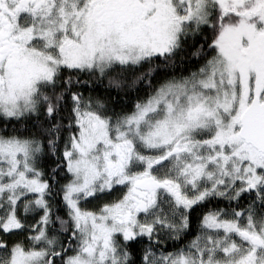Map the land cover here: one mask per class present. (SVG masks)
<instances>
[{
	"label": "snow or ice",
	"instance_id": "6c2138e0",
	"mask_svg": "<svg viewBox=\"0 0 264 264\" xmlns=\"http://www.w3.org/2000/svg\"><path fill=\"white\" fill-rule=\"evenodd\" d=\"M0 264H264V0H0Z\"/></svg>",
	"mask_w": 264,
	"mask_h": 264
}]
</instances>
